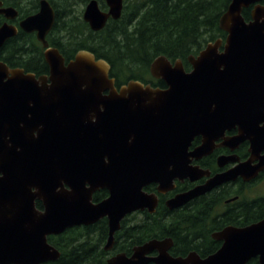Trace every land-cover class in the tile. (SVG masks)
<instances>
[{
    "label": "water",
    "instance_id": "water-1",
    "mask_svg": "<svg viewBox=\"0 0 264 264\" xmlns=\"http://www.w3.org/2000/svg\"><path fill=\"white\" fill-rule=\"evenodd\" d=\"M89 0L82 18L93 31L121 16L123 0ZM253 5L250 20L242 10ZM55 20L47 0L22 27L36 31L48 73L36 76L0 60V264H43L60 251L47 237L68 228L107 219L103 245L112 249L114 235L127 215L156 210L157 192L174 188V180H196L204 173L191 165L211 152L214 141L235 126L236 143L248 139L253 153L264 149V4L231 0L219 19L226 35L208 42L187 61L164 55L149 65L164 87L129 80L117 88L110 64L85 49L65 61L49 46L46 34ZM0 27V47L14 34ZM220 47L222 49L220 50ZM260 123H263L260 125ZM196 136L201 143L189 150ZM251 165L243 162L167 200L183 206L216 185L264 168V153ZM107 191L102 200L93 194ZM39 201L42 208L36 207ZM221 246L206 257L191 251L172 256V239H150L119 252L108 264H264V218L242 227L212 233ZM157 251L154 257L148 254Z\"/></svg>",
    "mask_w": 264,
    "mask_h": 264
},
{
    "label": "trees",
    "instance_id": "trees-1",
    "mask_svg": "<svg viewBox=\"0 0 264 264\" xmlns=\"http://www.w3.org/2000/svg\"><path fill=\"white\" fill-rule=\"evenodd\" d=\"M55 11V22L47 40L56 47L65 60L81 49L91 51L96 58L110 64V76L115 86L129 80H138L153 87H164V82L151 76L149 65L159 55L170 61L180 59L189 68L187 57L197 55L205 45L226 33L219 27V19L231 0H123L121 16L109 18L99 31H93L83 20L82 13L89 0H49ZM106 10L105 0H97ZM264 3V0L261 1ZM242 15L249 19V10ZM43 46L36 40L24 43L7 42L0 48V60L9 67H23L36 75L48 73L43 57ZM145 189L154 190L152 186ZM107 196L101 189L93 194L98 202ZM262 199L252 202L251 214L224 213L215 217L217 199L205 196L195 199L190 206L168 210L158 204L154 213L134 212L121 220L114 235V245L103 249L108 236L107 219L101 218L91 225L66 229L58 235H49L48 242L60 251L55 261L43 264H107V258L115 252L130 254L133 247L152 238L171 237L172 253L185 254L190 250L200 255L213 253L218 243L210 233L219 229V223L247 224L264 216ZM36 207L42 208L39 201ZM239 214V213H238ZM247 264H258L252 258Z\"/></svg>",
    "mask_w": 264,
    "mask_h": 264
},
{
    "label": "flooded vegetation",
    "instance_id": "flooded-vegetation-1",
    "mask_svg": "<svg viewBox=\"0 0 264 264\" xmlns=\"http://www.w3.org/2000/svg\"><path fill=\"white\" fill-rule=\"evenodd\" d=\"M41 1L42 0H0V27L7 24V25L12 27V30L15 31L12 36L8 37L5 40L4 44L7 42L24 43L28 39L36 40L37 42H39L41 44V42L37 38V35H36L37 32L36 31H27L21 25L22 22L26 18H28L31 15L36 14L39 11L40 6H41ZM47 1L50 4V6L52 7V4L50 3V1L49 0H47ZM261 4H264V3L261 2ZM123 5H124V3H123ZM106 8H107V6H106ZM252 8H253V5H250L247 8H244V9L249 10V19L246 20L244 18L246 21H249L251 18L250 14H251ZM52 9L54 10L53 7H52ZM54 14H55V11H54ZM55 16H56V14H55ZM54 22H55V20H54ZM53 26H54V24H53ZM53 26L48 31V33L46 34V37H45L46 40H47L48 35L51 33ZM224 38L222 39L223 41H224ZM221 49H222V47H220V50ZM11 68H22L24 70V72H31V71H26L23 67H19V66L11 67ZM190 68L191 67L189 64V68L187 70H190ZM31 73H34V72H31ZM44 74H47V73H44ZM40 75H42V74H40ZM36 76H38V75H36ZM263 107H264V102H263ZM262 113L264 114V108H263ZM262 124L263 123H260V125H262ZM237 134H238V127L237 126L231 128L229 130H225L223 136L214 141V148L211 150L210 153L203 155L201 158H199L197 160L192 159L191 165L198 166L202 171H204V173L207 172V174H203L202 176H200L199 178H197L196 180H193V181L190 180L189 178H184L182 180L175 179L174 180V188L165 192V193H158L157 192V184L154 182L147 185L146 187L152 186L154 188V190H151V191L147 190V189H145L146 187L144 188L145 190H147L148 192H154L157 194L158 201H157L156 208L158 207V204H161V203L168 210L185 208V207L190 206V204L192 203L193 200L203 198L207 195L210 197L211 196L216 197L217 205H216L215 210H214L215 211L214 216L219 218V219L224 213H227V212H233L232 214H235V215H243V213H245V212L248 214H251L253 209H259V208H252V202H253V200H256V199H262L261 204H262V207H264V168L262 170H260L254 177H252L250 179H245L243 177V175L239 174L234 179H231V180L225 181L219 185H216L211 190H209V191L205 192L204 194L190 200L189 202H187L183 206H180V207H177L174 209H169V207L167 206V200L168 199L172 198L173 196H175L178 193L190 190L195 186L204 185L208 179L212 178L213 176H215L217 174H221V173L227 172L229 170H232L233 168L237 167L238 165L242 164L243 162H249L251 165L257 164V162L259 161L258 156L262 155L264 153V149L261 150L259 153H253L251 150V142L248 139L242 140L238 143L231 140V138H233ZM201 139H202L201 136H196L193 139V141L189 147V150H192L193 148L198 146L201 143ZM242 210H244L245 212ZM144 211H146V210H144ZM144 211H140V212H144ZM262 218H264V216ZM262 218H259L256 221H258ZM256 221H252L250 223L242 224V225L230 224V223H226L223 225V223H219L218 224L219 229L212 231L210 233V236L214 241H216L218 243V247H217V249H218L221 246L222 241L214 239L212 237L213 232L219 231V230H221L224 227L229 226V225L236 226V227H242V226H246V225L251 224V223L256 222ZM164 238H166V237H164ZM164 238H156V239L164 240ZM169 238H171V237H169ZM173 245H174V243L172 240V246L169 249V253L172 256H186L191 251L198 253L195 250H190L185 254L174 255L171 251ZM132 252H133V249H132L130 254H126L125 252L124 253L129 256L132 254ZM117 253H119V252H115V253L111 254L109 257H111ZM148 255L151 257H154L157 255V251H153V252L149 253ZM198 255L200 257H206L207 256V255L202 256L199 253H198ZM148 264H155V263L150 262Z\"/></svg>",
    "mask_w": 264,
    "mask_h": 264
}]
</instances>
